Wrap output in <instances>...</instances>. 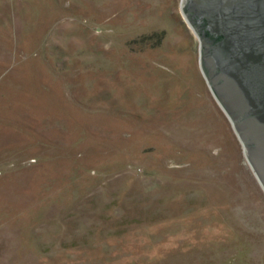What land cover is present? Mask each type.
<instances>
[{
    "label": "rangeland",
    "instance_id": "374dc122",
    "mask_svg": "<svg viewBox=\"0 0 264 264\" xmlns=\"http://www.w3.org/2000/svg\"><path fill=\"white\" fill-rule=\"evenodd\" d=\"M183 1L0 0V264H264Z\"/></svg>",
    "mask_w": 264,
    "mask_h": 264
},
{
    "label": "water",
    "instance_id": "95a60500",
    "mask_svg": "<svg viewBox=\"0 0 264 264\" xmlns=\"http://www.w3.org/2000/svg\"><path fill=\"white\" fill-rule=\"evenodd\" d=\"M202 69L264 187V0H184Z\"/></svg>",
    "mask_w": 264,
    "mask_h": 264
}]
</instances>
